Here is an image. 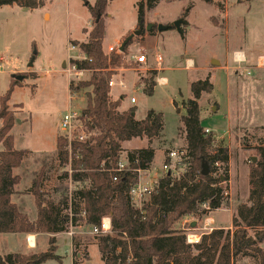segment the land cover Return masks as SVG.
<instances>
[{
  "label": "rangeland",
  "instance_id": "1",
  "mask_svg": "<svg viewBox=\"0 0 264 264\" xmlns=\"http://www.w3.org/2000/svg\"><path fill=\"white\" fill-rule=\"evenodd\" d=\"M86 1L92 4L94 0ZM140 1L143 0H109L102 44L105 54L108 53L106 45L115 44L123 37L124 41L125 36L137 30ZM142 20L144 29L149 24L173 27L176 21L182 20V23L179 33L172 28L156 30L154 34L144 31L133 37L123 57L125 65L114 69L117 78H111L113 99L122 96V107L135 109L136 120L144 119L150 110L163 115L161 136L150 142L147 139L126 142L122 145L120 161L125 164L127 152L150 143L155 151L154 159L151 168L141 172L140 180L154 174L158 179L168 171L178 177L185 169L182 164L185 136L180 123L185 115L182 103L190 99L192 82L209 77L213 90L202 94L198 101L201 125L213 134L215 147L227 148L229 163L226 181L221 166L214 174L221 177L220 187L226 197L220 209L202 217H186L177 224L189 240L199 241L203 233L217 227L229 225L230 229V213L233 216L237 205L247 199L249 160L257 158L253 148L264 143V84L251 69L256 58L264 56V0H159L153 10L145 12ZM90 21L82 0H45L43 7L34 10L14 5L0 8V94L4 95L13 79L21 77L7 103L14 119L10 135L15 150L30 153L13 171L19 178L16 189L26 192L30 188L43 161L52 162L55 167L46 182V190L53 188L65 170L57 168L55 160L60 119L69 109L81 111L86 105L85 95L91 90L71 93L62 66L76 56V52L69 51L70 42L86 41L84 29L90 31ZM133 26H136L134 30ZM140 52L147 57L144 65L136 64L133 59ZM236 53L243 55L245 62H234ZM157 54L163 58L160 72L153 70L157 66ZM189 59L194 66L186 70L185 61ZM211 60L218 65H211ZM158 77H165L167 84L157 86ZM152 83L153 93L149 96L144 87ZM132 98L134 104L130 103ZM215 147L208 150L209 154L215 153ZM171 152L177 156L163 170ZM26 195L29 196L22 202V211L33 219L34 198ZM140 196L135 200L138 206L148 195ZM69 232L73 233L72 238L67 233L56 235V254L61 262L49 260L42 264H102L91 227L81 224ZM24 236L0 234V256L47 249L49 235L39 234L36 246L23 251L21 238ZM243 263L258 264V261L244 259Z\"/></svg>",
  "mask_w": 264,
  "mask_h": 264
},
{
  "label": "trees",
  "instance_id": "2",
  "mask_svg": "<svg viewBox=\"0 0 264 264\" xmlns=\"http://www.w3.org/2000/svg\"><path fill=\"white\" fill-rule=\"evenodd\" d=\"M82 1L90 15L91 29H84L85 42L70 44L84 54L86 61L71 62L91 73L88 79L69 85V90L74 93L91 90L86 93V105L81 110V123L90 136L82 143L72 141L70 149L66 135L61 133L57 137L56 167L65 170L53 188L46 190V182L55 167L52 162L43 161L25 192L34 198V219L12 202L19 183L13 171L30 155L28 151L15 150L10 135L14 119L7 103L18 80L13 79L4 95L0 94V234L49 235L44 252L9 253L0 256V264L61 262L56 254V235L68 233L70 228L81 224L100 227L106 217L110 219V231L93 238L102 264H244V259H256L258 264H264V143L253 148L257 158L255 162L253 157L249 160L247 199L237 205L231 229H213L203 233L198 242L189 243L187 233L177 227L186 217H202L220 209L226 199L220 187L221 177L214 174L221 166L227 180L228 150L221 145L215 147L213 134L206 133L201 125L198 105L202 94L213 90L209 77L192 82L190 99L182 103L185 115L180 123L185 136L182 153L185 169L178 177L168 171L156 179L147 200L140 206L133 199L131 190L140 181L138 172L151 168L155 151L149 143L127 152L124 170L116 172L122 145L135 139L150 142L160 137L163 115L150 110L144 119L136 120L135 109L119 112L121 100H110L108 83L114 69L125 65L123 57L130 42L121 54H105L102 44L109 0H94L92 5ZM158 2L140 1L139 21ZM44 4L45 0H0V8L14 5L34 10ZM155 31L154 27L149 33ZM153 88L154 83L144 87V91L150 96ZM214 147L215 153L209 154L208 150ZM170 163L168 155L165 165ZM204 164L209 169L205 176L201 174ZM72 243L75 244L73 239Z\"/></svg>",
  "mask_w": 264,
  "mask_h": 264
},
{
  "label": "built area",
  "instance_id": "3",
  "mask_svg": "<svg viewBox=\"0 0 264 264\" xmlns=\"http://www.w3.org/2000/svg\"><path fill=\"white\" fill-rule=\"evenodd\" d=\"M120 43H118L116 46H111L107 49L108 54L111 53H116V54H121V52L119 51L120 48ZM69 51H74L76 52V56L75 57H70L68 59L67 65H65V69H64V73L66 74L69 83L68 86L71 84H75L78 81H82L85 80V78L91 73V70L86 69L84 67H81L80 65L76 64V63H72L71 61H78V62H82V61H86V57L84 56V54L75 46L70 47ZM133 59L135 60L136 64L142 65L146 63V56L143 52H140L137 56L133 57ZM157 66L160 68V65L162 64V58L158 55L155 59ZM234 62L241 64L243 62H245V59L243 57V55L239 54L238 60H236V54L234 55ZM120 86H122V83L119 84ZM109 88H111L113 86V82L112 80L108 83ZM71 93L75 94L74 92L70 91ZM70 93V94H71ZM72 97V95H71ZM71 100V98H69ZM131 104L135 103V99H131L130 100ZM60 131L62 134L66 135L67 139H68V144H69V149H70V145L72 141H77V142H85L90 134L87 133L84 129L83 123H81V111H71V109H69L65 114H63V116L60 119ZM206 133H210L209 130H205ZM176 153L175 152H171L169 154L170 159H174L176 158ZM125 164L122 162H119L117 164L116 167V172H121L124 170ZM168 165H163V170H167L168 169ZM139 176L141 174V171L138 172ZM116 180V179H115ZM151 184V183H150ZM150 184H143L141 182V180L139 181L138 185L135 186L132 190H131V194L133 195V199L136 200L138 197H141V194H146L148 195L151 192V188H152V184L151 186H149ZM83 217V215H82ZM92 230V234L97 235V234H104V233H108L110 231V219L108 217L103 218L101 221V225L100 227H93L91 228ZM70 238H72L73 233L69 232L67 233ZM187 240L189 243L191 242H198V241H191L189 240V237H187Z\"/></svg>",
  "mask_w": 264,
  "mask_h": 264
},
{
  "label": "crops",
  "instance_id": "4",
  "mask_svg": "<svg viewBox=\"0 0 264 264\" xmlns=\"http://www.w3.org/2000/svg\"><path fill=\"white\" fill-rule=\"evenodd\" d=\"M93 4V3H92ZM91 4V5H92ZM90 16V15H89ZM91 20V19H90ZM90 23H91V21H90ZM135 27L136 26H133V30L135 29ZM126 37V36H125ZM124 38V37H123ZM123 38H120V39H117L116 40V42H115V44H110V45H106V50L109 48V47H111V46H116L118 43H120V42H122L123 41ZM104 41V40H103ZM108 54V53H107ZM159 54H157L156 55V57L158 56ZM235 55V54H234ZM146 56V55H145ZM160 57H161V55H159ZM156 57H155V59H156ZM162 58V57H161ZM146 60H147V57H146ZM233 60H234V57H233ZM156 62V61H155ZM186 62V70H189L190 68H193V66H194V64H193V61L192 60H186L185 61ZM189 62H191V65H189ZM162 63H163V58H162ZM64 64V63H63ZM146 64V63H145ZM139 65V64H138ZM142 65H144V64H142ZM157 65V64H156ZM2 67V66H1ZM1 67H0V74L2 73V69H1ZM162 64L160 65V68L158 67V66H156L155 67V69H153L154 71H157V72H160L161 70H162ZM251 69H253V70H255L256 71V76H260V80L262 81V84H264V56H258L257 58H256V62H255V64H254V66L251 68ZM14 72V71H13ZM12 72V73H13ZM160 74V73H159ZM158 74V75H159ZM160 76V75H159ZM112 77H114V79L115 78H117V76L114 74ZM112 82H113V80H112ZM121 82H119L118 84H120ZM143 84V83H142ZM167 84V79L165 78V77H158L157 79H156V85L158 86V85H166ZM144 85V84H143ZM140 86V85H139ZM112 87H114V83H113V86ZM111 87V88H112ZM111 88H110V90H111ZM7 89H9V88H7ZM109 97H110V100L111 101H116V100H121L120 101V106H119V108H118V111L119 112H124V111H127V110H129V109H131V108H129V107H127V108H123L122 107V101H123V97L121 96L119 99H113L112 98V96H111V91H110V93H109ZM205 130H208V129H205ZM156 177H157V174H154L152 177H144V179H143V181H141L142 183H144V184H152L155 180H156ZM15 195L12 197V202L13 203H15V204H17L23 211H24V206H23V204H22V202H23V200H26V198L29 196V195H26L25 194V192L24 191H21L20 189H16L15 188ZM35 207V206H34ZM217 211V210H216ZM32 214H33V217L35 218V216H36V210L34 209L33 210V212H32ZM230 215H231V219H232V214L230 213ZM33 218V219H34ZM213 219H214V221H216L215 220V218L213 217ZM219 228H222V227H217V229H219ZM224 228H226V229H229V225L227 226V227H223L222 229H224ZM230 229H231V222H230ZM39 236V234H28V235H26V236H24V237H22L21 238V242H22V247H23V251H27V250H31V249H33L36 245V238ZM31 238H33L32 240H31ZM35 238V239H34ZM195 241H197V240H195ZM35 245V246H34ZM18 253H21V252H18Z\"/></svg>",
  "mask_w": 264,
  "mask_h": 264
},
{
  "label": "water",
  "instance_id": "5",
  "mask_svg": "<svg viewBox=\"0 0 264 264\" xmlns=\"http://www.w3.org/2000/svg\"><path fill=\"white\" fill-rule=\"evenodd\" d=\"M181 23H182V20H179V21H176L175 23H174V25H173V28H175L176 29V31L179 33L180 32V25H181ZM156 28V30L157 31H159V32H162V31H165V30H168V29H170L171 28V26L169 27V26H163V25H154V24H149L147 27H146V29H144V27H143V20H140L139 21V23H138V28H137V30H135L132 34H130L124 41H123V43L121 44V46H120V48H119V51L121 52V53H123V51H124V48H125V46L133 39V37H137V36H140L141 34H143V32L144 31H146V32H150L153 28ZM211 65H218V62L217 61H215V60H211ZM63 68L65 67V63L63 64V66H62ZM21 77H16V80H18L19 81V79H20ZM212 111H214V108H212ZM253 159V162H255L256 161V159L255 158H252ZM202 172H201V174L203 175V176H205V175H207L208 173H209V169H208V167H207V165H203L202 166Z\"/></svg>",
  "mask_w": 264,
  "mask_h": 264
},
{
  "label": "bare ground",
  "instance_id": "6",
  "mask_svg": "<svg viewBox=\"0 0 264 264\" xmlns=\"http://www.w3.org/2000/svg\"><path fill=\"white\" fill-rule=\"evenodd\" d=\"M241 55V54H240ZM238 57H239V53H236V60H238ZM191 63H189V65H190ZM33 238H31V240H32Z\"/></svg>",
  "mask_w": 264,
  "mask_h": 264
}]
</instances>
